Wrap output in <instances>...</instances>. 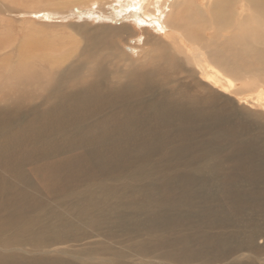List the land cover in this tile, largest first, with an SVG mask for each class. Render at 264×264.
I'll list each match as a JSON object with an SVG mask.
<instances>
[{
  "label": "bare ground",
  "instance_id": "obj_1",
  "mask_svg": "<svg viewBox=\"0 0 264 264\" xmlns=\"http://www.w3.org/2000/svg\"><path fill=\"white\" fill-rule=\"evenodd\" d=\"M113 3L121 26L79 12L74 61L26 26L20 86L0 91V264H264V115L242 106L264 89L237 94L231 58L264 49V0H183L164 25L166 0ZM140 25L134 60L118 43Z\"/></svg>",
  "mask_w": 264,
  "mask_h": 264
},
{
  "label": "rangeland",
  "instance_id": "obj_2",
  "mask_svg": "<svg viewBox=\"0 0 264 264\" xmlns=\"http://www.w3.org/2000/svg\"><path fill=\"white\" fill-rule=\"evenodd\" d=\"M35 1L36 0H0V91L1 92L13 91L17 87L16 84L18 85V87L20 86L18 81H9L6 76L10 73L9 71H14L15 69H17L16 65H18L19 63L26 60L25 56L23 55L24 51L22 52V50H21V44L23 45V43H24L23 42L24 37H25L24 34L26 32V26L28 25V23L32 24L34 27L37 26V29L39 28L40 30L42 29L44 31L43 33L40 32L42 40H44V38H45L46 41H52L53 40L58 44H59V42H60V44L61 43L63 44V48L61 49V52L62 51L63 52L59 53V52L54 50V47H52V52L50 53V51H48L50 57H52L54 53L57 56H60V54L61 55L66 54V56H68V58H70V61H72V60L74 61L76 56L78 57L79 53L80 54L82 53L83 46H84L83 45L84 44L83 38L80 35H78V33H76L72 28V26L75 27V25L77 23L80 24L81 20H82V22L85 21V18H82L81 20H80V18H78L79 12L81 14H84V16H85V11L86 10L89 11L91 9V11H94V13L100 14L101 18H103V19L96 18L95 16H93L95 18H92V20H88L90 22V26H92V27H96V26H100V25H107L109 27H111L110 25H113L114 27L115 26H121L120 24H116L117 19L115 21L111 20V19H113V18H111L112 13H113V15H115L114 11L116 9L112 8L113 10L112 9L110 10V8H108V6L111 4V2H114L113 7H115L116 6V3H115L116 0L115 1L114 0H76V1L71 2L69 4H63L60 1H57L55 4H54V2H52V5L51 4L50 5H44V3H40L39 1L35 2ZM166 1H167V3H166L165 8L162 9L161 13L158 16V17H160V16L164 17L163 19L161 17L159 18L160 20L162 19L163 25L165 24L164 23L165 20H167V21L171 20L173 14L177 13L181 9V5L183 2V0H166ZM32 2H33V4H32ZM98 2H100L101 5ZM196 2H198V0H196ZM82 3L83 4L85 3V4L83 5ZM171 6H173V7H171ZM199 6L201 8H203L202 3ZM210 6H211V4H210ZM191 8H193L195 10L198 9L196 7V5L192 6ZM68 9L71 10V12L66 13L68 11ZM97 10L99 11V13H97L98 12ZM48 11L59 12L55 16L56 20L48 21L45 18H40V17L35 16L36 14L33 16L30 15V14H32V12L37 13V12H48ZM70 15L73 16L72 17L73 19L70 18V19L63 21V20H61V18H57V16L58 17H60V16L67 17ZM154 18H155V16H154ZM104 19H106V20H104ZM261 22L264 23V18H261ZM124 23H126V21H124ZM141 26H143V27L141 28ZM229 32H227V33H229ZM149 34H153L152 28L149 26H146V25H140V26H137L134 28H130L128 30V32H123L122 41L120 40V44L118 43L119 49L128 55H131V52H130L131 48L135 49L136 50L135 54L134 55L132 54L131 56H132V59L137 60V59L143 57L144 53H148V51L150 50L149 46L146 44V38ZM62 40L64 42H62ZM249 41H248V43L250 45L249 47L252 46L251 50H250V48H247V47L245 48V46H242L243 50L241 49V47H239V49H238L239 51H236V50L232 51L231 58H232V61L234 63V66H236L237 68L240 69V67H239L240 64H242L244 66L243 69H240V72H245V73H244L243 81L237 82V88H238L237 94L242 93L244 95H251L253 93V96H255V92H257L259 90V88L264 89V82H263V80H264L263 79L264 78V68L258 67L259 65H261V62L264 61V51H263L264 49H261L257 46V45H259L260 47H262V43H258L256 41L255 36L250 38ZM167 43H168V41H167ZM215 48L216 47H213V49H215ZM220 49H221V47L219 45V50ZM252 53H253V55H251ZM256 53H258V54L256 55ZM153 54L154 53H151V55H153ZM250 56H251V58H250ZM40 58H42V57H39V59ZM174 58L170 59L169 57H167V58L165 57V59L168 61V63L170 61H172ZM245 61L248 63V67L245 66ZM37 65H38V63H37ZM180 65L179 66L177 65V66L180 67ZM35 66H36V63H35ZM45 66H47V65L45 64ZM174 67H176V66H174ZM181 68H182V66H181ZM186 68L191 69V67H189V66ZM27 69H29V68H27ZM30 69H32V68H30ZM45 70H46V68H45ZM253 82H255V83H253ZM238 84H239V87H238ZM226 93H227V96L235 99V93L231 94V92H229V90ZM235 101H236V99H235ZM242 106L244 108H246L247 110L249 109L253 112H259V113H262L264 115L263 108L255 110L256 107L251 109L248 107V105H242ZM13 123L14 122L11 119H7L3 122V124L7 128H10ZM156 157L159 158V156H157V155H156ZM50 173H52V172H50ZM161 235L164 236V233H161ZM172 239H175L174 235L172 236ZM94 240L95 239H91V240H89V242H95ZM228 262L231 263V262H234V260L231 259Z\"/></svg>",
  "mask_w": 264,
  "mask_h": 264
}]
</instances>
